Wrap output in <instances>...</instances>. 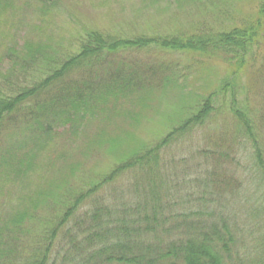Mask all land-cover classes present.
I'll return each instance as SVG.
<instances>
[{"label": "trees", "instance_id": "trees-1", "mask_svg": "<svg viewBox=\"0 0 264 264\" xmlns=\"http://www.w3.org/2000/svg\"><path fill=\"white\" fill-rule=\"evenodd\" d=\"M190 1L199 19L187 29L171 19L132 37L85 31L63 58H46L42 45L33 42L5 51L0 149L12 129L23 127L46 142L59 130L77 136L112 102L144 99L158 87L153 81L158 70L171 67L163 64L167 56L217 58L231 73L179 125L100 174L91 186L62 189L67 198L43 189L28 214L0 216V264H264V108L249 106L233 87L234 79L252 70L257 86L250 91L264 105V0H254V10L246 15L228 10V1L242 0ZM140 52L150 60H137ZM217 98L218 106L229 100L223 114L213 107ZM226 116L233 135L226 140L228 133L217 128L216 141L236 148L233 162L222 150L209 165L206 155L213 152L199 147L190 154L196 164L187 160L184 166L185 156L171 155L167 170L164 155L174 144ZM243 166L248 167L239 169Z\"/></svg>", "mask_w": 264, "mask_h": 264}, {"label": "rangeland", "instance_id": "rangeland-1", "mask_svg": "<svg viewBox=\"0 0 264 264\" xmlns=\"http://www.w3.org/2000/svg\"><path fill=\"white\" fill-rule=\"evenodd\" d=\"M242 1H228V10L242 15L254 10L256 1ZM194 5L190 0H52L44 4L36 0H0V58L7 49H17L25 42L41 44L47 52L46 58H63L72 53L75 38L90 30L132 37L149 34L153 27L171 19L187 29L199 19ZM135 58L144 62L150 60L146 52L138 53ZM164 61H169L171 64L162 63L171 67L158 70L153 78L158 84L155 90L142 100L136 96L112 102L99 114L98 120L86 125L77 136H68L59 130L46 142L44 136H33L23 127L10 130L6 146L0 149V216L8 215L9 219L18 211L28 214L37 206V192L43 189L46 195L60 191L58 194L67 198L62 189L91 186L103 177L100 174L105 175L118 162L159 141L188 117L200 100L230 78L231 68L217 58L188 54L167 56ZM251 72L245 71L246 74L234 79L233 87L241 92V98H248L249 106L262 110L264 105L254 98L256 93L250 91V86L255 87L253 90L257 86ZM165 77L170 82L160 83ZM244 87L249 93L244 94ZM220 103L217 98L213 107L223 114L228 110L229 100L218 106ZM217 128L228 133L226 140L233 135V123L228 116L186 134L180 145L174 144L170 153L164 155L167 170L171 171L167 160L172 156L176 159L185 156L187 164L184 166H189V160L191 166L196 164L190 154L194 151L196 154L199 147L200 151L213 152L206 155L209 165L212 164L210 159L219 156L222 150L230 154L228 161L233 162L237 157L236 148L227 141H216ZM216 149V152L211 151ZM230 168L233 170L232 165ZM248 176V172L240 175L241 182H246ZM240 179L238 177L237 182ZM235 211L242 223L243 217Z\"/></svg>", "mask_w": 264, "mask_h": 264}]
</instances>
